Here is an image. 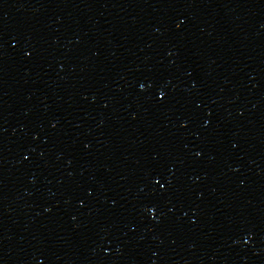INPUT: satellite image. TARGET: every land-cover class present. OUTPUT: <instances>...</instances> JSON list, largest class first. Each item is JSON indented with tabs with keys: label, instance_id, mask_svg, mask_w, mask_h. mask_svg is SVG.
<instances>
[{
	"label": "water",
	"instance_id": "water-1",
	"mask_svg": "<svg viewBox=\"0 0 264 264\" xmlns=\"http://www.w3.org/2000/svg\"><path fill=\"white\" fill-rule=\"evenodd\" d=\"M0 264H264V0H110L0 165Z\"/></svg>",
	"mask_w": 264,
	"mask_h": 264
},
{
	"label": "snow or ice",
	"instance_id": "snow-or-ice-1",
	"mask_svg": "<svg viewBox=\"0 0 264 264\" xmlns=\"http://www.w3.org/2000/svg\"><path fill=\"white\" fill-rule=\"evenodd\" d=\"M141 87H143V85H141ZM163 95H164V93L163 92H160V96L159 97H163ZM197 155H199V153H197ZM160 187L163 188L164 185L161 184ZM151 210H152V208H151Z\"/></svg>",
	"mask_w": 264,
	"mask_h": 264
}]
</instances>
